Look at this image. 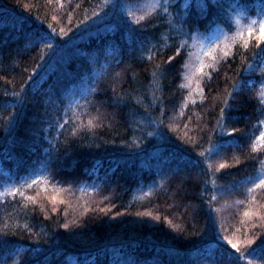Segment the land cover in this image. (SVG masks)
Returning <instances> with one entry per match:
<instances>
[{
	"label": "trees",
	"instance_id": "1",
	"mask_svg": "<svg viewBox=\"0 0 264 264\" xmlns=\"http://www.w3.org/2000/svg\"><path fill=\"white\" fill-rule=\"evenodd\" d=\"M174 2L0 0V264H237L264 237V0L197 26Z\"/></svg>",
	"mask_w": 264,
	"mask_h": 264
},
{
	"label": "snow or ice",
	"instance_id": "2",
	"mask_svg": "<svg viewBox=\"0 0 264 264\" xmlns=\"http://www.w3.org/2000/svg\"><path fill=\"white\" fill-rule=\"evenodd\" d=\"M170 0H165L164 8L165 11L168 10ZM195 5V8L198 9V14L196 15V18H192V5ZM171 6L176 7L174 0H172ZM222 9V0H183L182 4L179 5V10L183 11L185 15H187L189 18L185 20L183 23L191 24L193 26H197L200 23H202L204 20H209L211 23H215L216 19L219 18V10ZM139 23V22H137ZM183 26V25H182ZM260 37L262 40H264V19L260 21ZM48 39H51V37H48ZM111 47H115L116 45H110ZM247 46V45H245ZM47 47L51 48L52 45L48 44ZM179 49H177V53H179ZM173 57H169V61H171ZM262 75H264V68L261 69ZM262 103H264V100H262ZM221 120L227 121V114L224 109H221ZM11 123V122H10ZM260 123H264V121H261ZM222 129H226L227 135L231 136L232 133L237 132V129L235 128H227L226 123H222L220 125ZM150 135H152L150 133ZM257 140H260L261 142H264V131L260 132V135L256 137ZM255 146V145H254ZM217 151H219V146H217ZM118 167V166H117ZM223 167V166H221ZM264 186V179L259 180V184H253V188ZM249 192L252 191V188L248 189ZM213 200L215 197L212 198ZM65 228L68 226L65 225ZM227 239V238H225ZM5 244L8 242H4ZM248 245H252L253 241H248ZM228 244L231 245L232 249H235L236 252L240 253L239 256H235V254H232V258L239 264L241 260H248V264H252V261L248 259L249 257H253L255 259H258L260 261V264H264V237L260 238L258 243L256 244V247L249 249H245L244 251H241V248L239 247L238 243H234L232 240H228ZM125 264H141L139 260H130L126 261Z\"/></svg>",
	"mask_w": 264,
	"mask_h": 264
},
{
	"label": "rangeland",
	"instance_id": "3",
	"mask_svg": "<svg viewBox=\"0 0 264 264\" xmlns=\"http://www.w3.org/2000/svg\"><path fill=\"white\" fill-rule=\"evenodd\" d=\"M264 19V18H263ZM106 29H109V28H111V27H105ZM116 28V27H115ZM214 35L215 34H212V35H210L209 37V40H206V41H208V43L206 44V46H208V51L206 52V53H203V54H208V53H210L209 51H212V50H214L215 48H216V46H217V39H215V40H213V42H212V40H210L211 38H213L214 37ZM202 48V47H201ZM262 131H264V123H263V130Z\"/></svg>",
	"mask_w": 264,
	"mask_h": 264
}]
</instances>
